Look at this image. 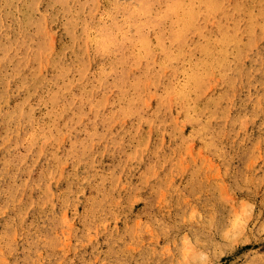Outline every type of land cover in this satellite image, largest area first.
I'll return each mask as SVG.
<instances>
[{
	"label": "rangeland",
	"instance_id": "obj_1",
	"mask_svg": "<svg viewBox=\"0 0 264 264\" xmlns=\"http://www.w3.org/2000/svg\"><path fill=\"white\" fill-rule=\"evenodd\" d=\"M0 264H264V0H0Z\"/></svg>",
	"mask_w": 264,
	"mask_h": 264
},
{
	"label": "bare ground",
	"instance_id": "obj_2",
	"mask_svg": "<svg viewBox=\"0 0 264 264\" xmlns=\"http://www.w3.org/2000/svg\"><path fill=\"white\" fill-rule=\"evenodd\" d=\"M263 3V2H262ZM259 14V13H258ZM247 19H249V18H247ZM249 24V23H248ZM250 25V24H249ZM256 27V26H255ZM222 29V28H221ZM247 30V29H246ZM253 32V31H252ZM251 33V32H250ZM235 36V35H234ZM239 44H240V42H239ZM248 44V43H247ZM229 46V45H228ZM259 46V45H258ZM202 50V49H201ZM219 52V51H218ZM209 56V55H208ZM205 57V56H204ZM239 60V59H238ZM233 64V63H232ZM202 67V66H201ZM225 84V83H224ZM228 87V86H227ZM227 89V88H226ZM242 89V88H241ZM232 90V89H231ZM219 96V95H218ZM215 99V98H214ZM228 99V98H227ZM192 102V101H191Z\"/></svg>",
	"mask_w": 264,
	"mask_h": 264
}]
</instances>
